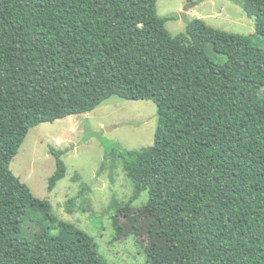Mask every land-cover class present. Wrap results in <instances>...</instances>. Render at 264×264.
I'll use <instances>...</instances> for the list:
<instances>
[{
    "label": "trees",
    "instance_id": "trees-1",
    "mask_svg": "<svg viewBox=\"0 0 264 264\" xmlns=\"http://www.w3.org/2000/svg\"><path fill=\"white\" fill-rule=\"evenodd\" d=\"M156 1L0 0V264H107L10 162L31 126L111 95L156 104L151 145H113L133 184L127 206L147 191L151 264H264V48L201 18L173 35ZM241 1L264 37V0ZM52 152L48 190L65 174ZM30 211L50 223L26 237Z\"/></svg>",
    "mask_w": 264,
    "mask_h": 264
},
{
    "label": "rangeland",
    "instance_id": "rangeland-1",
    "mask_svg": "<svg viewBox=\"0 0 264 264\" xmlns=\"http://www.w3.org/2000/svg\"><path fill=\"white\" fill-rule=\"evenodd\" d=\"M188 3L192 7L183 11ZM156 12L172 17L165 27L173 35L184 33L192 18H201L213 28L250 35L264 48V37L255 33L254 18L245 14L241 0H157ZM206 53L216 63L226 60L210 44ZM156 125L157 109L152 100L111 95L88 112L31 126L10 169L34 196L51 204L57 221L69 222L90 235L107 264H151L148 246L155 227L143 210L147 191L127 206L133 184L113 145L133 150L151 145ZM107 126L113 127L105 130ZM53 149L60 152L65 174L48 190L56 166ZM120 208L118 222L123 229L115 236L112 218ZM45 223L50 222L30 211L23 221V235L34 234ZM57 230V222H53L51 232Z\"/></svg>",
    "mask_w": 264,
    "mask_h": 264
},
{
    "label": "water",
    "instance_id": "water-1",
    "mask_svg": "<svg viewBox=\"0 0 264 264\" xmlns=\"http://www.w3.org/2000/svg\"><path fill=\"white\" fill-rule=\"evenodd\" d=\"M192 3H188L187 5L184 6L183 11H187L190 7H192ZM113 126H107L105 127V130H110Z\"/></svg>",
    "mask_w": 264,
    "mask_h": 264
}]
</instances>
